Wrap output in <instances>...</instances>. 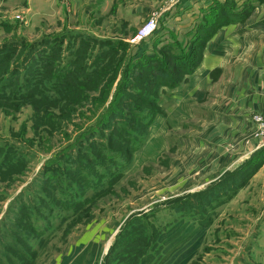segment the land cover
<instances>
[{
	"label": "rangeland",
	"instance_id": "rangeland-1",
	"mask_svg": "<svg viewBox=\"0 0 264 264\" xmlns=\"http://www.w3.org/2000/svg\"><path fill=\"white\" fill-rule=\"evenodd\" d=\"M183 3L0 0V49L10 45L4 78L14 82L0 99V264H129L135 233L147 248L137 264H264V146L224 167L240 145L216 137L204 120L186 125L181 141L173 109L161 105L174 88L154 91L161 114L129 153V168L112 176L118 162L107 146L119 148L111 133L124 126L106 118L112 108L129 114L122 98L111 106L129 58L169 53L192 62L202 54L210 26L190 23ZM151 19L157 32L132 44ZM66 66L78 83L89 70L109 73L58 101L51 87L65 81ZM250 123L247 145H262Z\"/></svg>",
	"mask_w": 264,
	"mask_h": 264
},
{
	"label": "crops",
	"instance_id": "crops-1",
	"mask_svg": "<svg viewBox=\"0 0 264 264\" xmlns=\"http://www.w3.org/2000/svg\"><path fill=\"white\" fill-rule=\"evenodd\" d=\"M183 4L194 26L207 30L219 18L226 21L207 38L198 67L164 92L161 105L166 111L173 109L169 121L177 125L181 141L190 135L184 133L186 125L204 120L203 127L217 131L216 137L240 145L231 151L237 159L224 165L232 167L263 147L254 140L248 146L247 138L252 116L264 114V0H184ZM162 116L159 123L165 119Z\"/></svg>",
	"mask_w": 264,
	"mask_h": 264
},
{
	"label": "trees",
	"instance_id": "trees-1",
	"mask_svg": "<svg viewBox=\"0 0 264 264\" xmlns=\"http://www.w3.org/2000/svg\"><path fill=\"white\" fill-rule=\"evenodd\" d=\"M224 18L225 17L221 19L219 18L217 19V22L210 25L205 39L200 38L203 43L201 45L202 47L205 46L207 38H209L214 33V30L222 26L223 22L226 21ZM9 46V44H5L2 49H0V99L6 98L5 96L10 91L14 83L13 80L10 79V81L8 78H4L7 75V71L5 70L6 66H4L3 59L5 54L8 52ZM104 50H106V48ZM101 55L104 57L106 54L102 53ZM200 58L201 55H198L195 57V59H193L194 61L190 62L189 55L173 56L169 53H166L165 58L163 57V59L158 58V56L154 53L145 55L139 60H133V58H129L130 62L125 66V70L122 72L123 79L121 81L120 87L114 89L112 92L111 102V106H113L117 104V100L120 101V98H122L120 107H122V109L127 111L129 114L122 115L114 111L113 108H109L110 111L108 113V117L106 118V122H113L114 119L119 117L120 120L117 123L124 126L123 128H117L111 133L112 142L114 140L115 142L119 143V148L114 150V148H109V145L107 146L108 152L112 155V158L116 159L118 162V164L114 165L113 167L114 174L112 176L114 177V181H117L122 175L121 173L129 168L132 160L130 157L131 155L129 156V153H133L134 150H138L142 147L143 143L145 142V134L149 131L154 118L161 114L162 109H160L158 106V97H156L155 92L160 90L162 87L176 88V86L179 85V83L182 82L187 75L191 74L198 67L201 62ZM187 67L188 69H186ZM71 68V66H66V74L64 77L65 81L61 82L62 80H57L53 83L54 85L51 87V89L54 91L53 94L57 96H51L52 98L56 97L58 101H64V99L67 100L64 98V96H66L65 94L68 91L72 92L75 86L76 88L80 89L81 86H86L90 83H100L109 73L102 69L97 72L95 76H93L94 72L89 70L87 73L81 75L82 81L78 83L76 76H73L72 74L73 72L71 71ZM47 69L45 72L43 71L44 74L42 75L46 76L48 71L50 73L53 72L54 67H49V69ZM113 71L114 70H111V73ZM114 72L116 73V70ZM115 73L113 74V78H115ZM20 87L23 93L19 90L16 93L18 96L15 97H23L25 93H29V91H32L33 88V86L30 84L27 87ZM21 97L16 98V100L18 101ZM19 102L20 101L16 103ZM114 113L115 116H113ZM105 128L106 127L103 129ZM118 132L120 133L118 134ZM125 152H128V154H125ZM78 155L79 154L77 152L76 156ZM78 169V173H80L84 167ZM114 181L113 183H115ZM109 182L111 183V177L105 181L104 185L100 186V188L110 184ZM229 190L230 189H227V191ZM227 191H225V193ZM203 194L206 195L207 192H204ZM216 199L217 197H215V195L207 197L209 203ZM194 202L196 204L197 200ZM138 236L139 234L135 233L131 237V242L128 245V248L131 250V252L127 253L128 257L126 260H123V262L137 264L138 261L146 255L145 253L147 252V248L142 247V244L139 242L141 238Z\"/></svg>",
	"mask_w": 264,
	"mask_h": 264
},
{
	"label": "built area",
	"instance_id": "built-area-1",
	"mask_svg": "<svg viewBox=\"0 0 264 264\" xmlns=\"http://www.w3.org/2000/svg\"><path fill=\"white\" fill-rule=\"evenodd\" d=\"M174 2H178L180 0H172ZM158 30V22L155 19H151L145 22L137 35L131 40L132 44H139L145 41L146 39L153 36ZM252 121L256 123L258 128V134L262 139V145L264 146V114L257 113L252 116Z\"/></svg>",
	"mask_w": 264,
	"mask_h": 264
}]
</instances>
